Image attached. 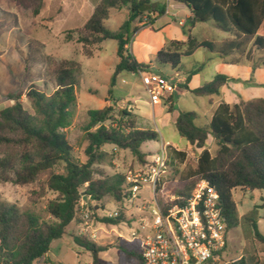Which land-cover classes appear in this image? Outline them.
<instances>
[{
  "label": "trees",
  "instance_id": "16d2710c",
  "mask_svg": "<svg viewBox=\"0 0 264 264\" xmlns=\"http://www.w3.org/2000/svg\"><path fill=\"white\" fill-rule=\"evenodd\" d=\"M173 1L189 8L193 16L183 25L187 41H171L158 51L156 60L159 65L180 71L183 59L194 55L200 48L227 58L244 52L251 41L253 47L264 54V0ZM33 2L37 4L35 14L38 15L42 0ZM150 3V0H101L85 25L77 31L78 42L86 49L98 46L107 39L118 42L117 55L120 61L111 77L109 93L119 76L125 72L152 73L151 66L139 62L128 49L131 25L145 13L141 7ZM122 8H128V19L118 31H111L105 21L109 19L111 10ZM147 12H158L159 16L165 14L164 9ZM210 20L232 37L221 45L194 38L192 30L199 23ZM187 25H190L189 30H186ZM138 30L139 27H135L134 33ZM86 55L93 57L94 52L87 51ZM42 64L44 75L40 77L51 83L52 94L32 86L27 93L30 110L25 108L21 95L13 100L14 104L0 110V146L13 150L0 158L1 179L17 185L33 184L58 165L63 167L64 173H51L46 183L47 189L57 194L46 206L49 219H43L33 212H23L17 205L0 199V264H34L46 256L52 243L66 235L69 225L78 221L84 197L87 201L103 203V210L107 202L124 206L125 175L96 178V165L106 162L109 156L103 147L109 144L130 151L140 164H145L147 154L142 151V146L159 140L156 131L139 127L140 116L132 110L122 109L115 115L111 106L91 109L88 111L89 122L84 127L86 161H81L73 153L66 130L75 119L82 66L76 61L56 59L51 55H45ZM198 71L187 72L183 86L187 92L198 97L220 95L230 81L228 76L218 74L213 80L192 89L189 83ZM27 72L32 71L27 67ZM170 99L174 101V95ZM198 117L196 112H180L174 125L191 147L202 150L198 167L191 175L197 181L207 180L218 190L229 231L240 223L233 191L236 188L264 191V98L241 101L234 106L222 102L207 126L198 124ZM210 136L221 146L216 157L206 147ZM172 152L182 161L186 159V153L173 149ZM196 184L191 183L185 191L180 192L178 200L166 202L165 208L175 203L183 204ZM260 208L264 211V198ZM96 211L98 207L93 209L91 215L95 217ZM99 220L105 224L118 225L131 221V218L127 217L124 208L118 217H102ZM252 226L256 238L264 243L257 222L252 220ZM75 242L92 254L93 264H101L99 256L106 250L105 247L86 237H75ZM118 248L124 254L125 264L141 263L140 255L130 245L118 242ZM234 264L247 263L241 259Z\"/></svg>",
  "mask_w": 264,
  "mask_h": 264
},
{
  "label": "rangeland",
  "instance_id": "374dc122",
  "mask_svg": "<svg viewBox=\"0 0 264 264\" xmlns=\"http://www.w3.org/2000/svg\"><path fill=\"white\" fill-rule=\"evenodd\" d=\"M100 1L42 0L39 14L36 15L37 4L33 0H0V110L14 104L13 100L18 95H21L25 108L30 110L27 93L32 86L52 94L51 83L40 77L41 74L44 75L42 62L45 55L80 63L82 69L79 73L78 106L73 125L66 130L74 155L81 161H86L84 127L89 122V110L111 106L115 115L122 109L132 110L140 116V128L154 130L159 134L158 141H150L142 146V151L147 154L146 161H151L152 156L164 143H170L168 169L158 190L160 202H169L178 198L179 193L185 191L191 183L199 182L191 174L197 169L202 153V150L191 147L188 141L180 136L174 125V116H178L180 112H196L199 116L198 124L207 126L215 108L222 102L234 106L241 101L264 98V54L256 50L251 41L244 52L227 58H221L219 54L205 48L185 57L181 67L183 75L187 77V72L199 69L192 80L194 88L213 80L218 74L230 78L220 95L195 96L183 88L185 79L178 85L179 90L175 93L176 103L165 99L161 104L153 105L140 74L126 72L119 76L112 92L109 93L111 77L120 61L117 55L118 42L107 39L98 46L86 49L78 42L77 36V31L85 25ZM150 2L158 6V10L175 3L173 0ZM187 13V10L179 11L177 17L162 15L156 20L151 19L156 12L146 11L140 20L131 25V42L128 49L139 62L150 65L152 73L174 76L170 67L157 63L156 56L158 51L171 41L180 40L178 36L184 32L179 21L185 18ZM128 15V8L113 9L105 25L111 31H118L128 19ZM140 21H144V24L140 25ZM135 27H139L136 33ZM189 29L190 25H187L186 30ZM192 35L199 41L208 40L217 45L231 38L230 33L218 28L211 20L199 23L192 30ZM69 36L71 38H68ZM184 36L187 41V35ZM90 50L94 52L93 57L86 55ZM27 67L34 74L28 73ZM206 147L211 155L216 157L221 146L210 136ZM103 149L109 156L106 162L96 165V178L114 174L125 175L140 165L130 151L120 150L109 144ZM172 149L186 153V159L182 161L180 157L175 156ZM12 151L11 148L0 146V158L6 157ZM53 172L64 173V169L58 165L43 174L37 182L25 185L5 182L0 174V199L17 205L23 212H33L43 219H49L47 203L57 197L46 185ZM233 194L240 223L238 227L228 231L227 248L215 264H234L239 263L241 259L247 264H264V243L256 238L252 226L254 220L264 236V211L260 208L264 191L236 188ZM82 202L78 221L70 224L67 234L55 240L50 252L34 264H93L92 254L77 245L75 237H86L106 248L99 256L101 264H125L126 259L118 248V242H121L119 234H127L128 230L123 225H109L99 220L105 217L104 210L112 211L117 205L107 202L103 210L101 202L88 200L85 205ZM148 205L155 207L156 201L151 195V190L144 188L135 203H126L127 217L135 219L142 213L144 206ZM95 207H98V211L94 217L91 212ZM84 211L90 213L88 224L82 218ZM94 231L97 232L95 240L92 238Z\"/></svg>",
  "mask_w": 264,
  "mask_h": 264
},
{
  "label": "built area",
  "instance_id": "2783aa9c",
  "mask_svg": "<svg viewBox=\"0 0 264 264\" xmlns=\"http://www.w3.org/2000/svg\"><path fill=\"white\" fill-rule=\"evenodd\" d=\"M140 76L153 105L170 99L182 81L179 73L174 76L140 73ZM169 147L170 143H164L151 161L125 174V204L112 211L104 210V216L118 217L124 208L127 210L126 203H135L140 192L148 188L156 201L155 207L144 206L135 219L120 223L128 232L119 234V240L137 251L141 257L139 264H215L227 248L228 228L220 193L207 180H200L183 204L165 208L166 203L158 198V187L168 169ZM85 203L84 197L82 204ZM82 218L88 224L90 213L84 211ZM92 238H97L96 231Z\"/></svg>",
  "mask_w": 264,
  "mask_h": 264
},
{
  "label": "crops",
  "instance_id": "0c3cea01",
  "mask_svg": "<svg viewBox=\"0 0 264 264\" xmlns=\"http://www.w3.org/2000/svg\"><path fill=\"white\" fill-rule=\"evenodd\" d=\"M151 4V3H150ZM157 7L158 6H156V8L155 9H157ZM165 10V14H163V15H168V16H172V17H177L178 16V13H179V11H181V12H184L185 10H187L188 11V13L186 14V16H185V18H183V19H181L180 21H179V24H180V26H183L184 25V23H185V19H188V18H190V17H192L193 15H192V12H191V10L189 9V8H187L185 5H183V4H179V3H174L173 5H171V4H168V7H165V8H160L159 10ZM162 16V15H161ZM161 16H159V14H158V12H156V14L154 15V17L153 18H151V19H159ZM181 22L183 23V24H181ZM142 24H144V21L143 22H141L140 23V25H142ZM179 39L180 40H177V41H183V42H185L186 41V38H185V36H184V34L183 33H181V34H179ZM229 37H232V35H230ZM174 73H179V75H180V79L182 80V81H184L185 79H187V77L185 76V74L183 75V73L181 72V70L180 71H174V70H172ZM195 76H193L192 77V79H191V81H190V83H189V87L190 88H192V89H194V87L192 86V80H193V78H194ZM181 81V82H182ZM179 90V89H178ZM174 103H176V101H175V94H174ZM218 107V106H217ZM216 107V108H217ZM216 108H215V110H216ZM215 112V111H214ZM176 118H177V116H174V122L176 121Z\"/></svg>",
  "mask_w": 264,
  "mask_h": 264
},
{
  "label": "water",
  "instance_id": "95a60500",
  "mask_svg": "<svg viewBox=\"0 0 264 264\" xmlns=\"http://www.w3.org/2000/svg\"><path fill=\"white\" fill-rule=\"evenodd\" d=\"M156 8V5H153V4H145L141 7V11L142 12H146L150 9H155ZM85 200H86V197H85Z\"/></svg>",
  "mask_w": 264,
  "mask_h": 264
}]
</instances>
